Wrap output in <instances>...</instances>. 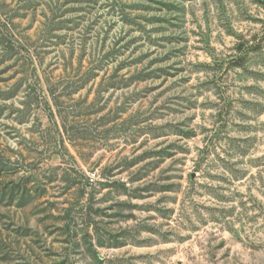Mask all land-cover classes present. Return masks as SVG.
Returning a JSON list of instances; mask_svg holds the SVG:
<instances>
[{
  "label": "rangeland",
  "instance_id": "rangeland-1",
  "mask_svg": "<svg viewBox=\"0 0 264 264\" xmlns=\"http://www.w3.org/2000/svg\"><path fill=\"white\" fill-rule=\"evenodd\" d=\"M0 264H264V0H0Z\"/></svg>",
  "mask_w": 264,
  "mask_h": 264
}]
</instances>
